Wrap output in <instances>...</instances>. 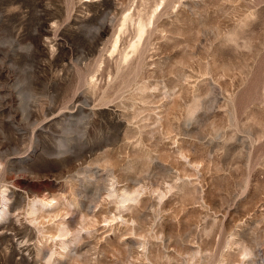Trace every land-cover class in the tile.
Segmentation results:
<instances>
[{
	"label": "rangeland",
	"instance_id": "374dc122",
	"mask_svg": "<svg viewBox=\"0 0 264 264\" xmlns=\"http://www.w3.org/2000/svg\"><path fill=\"white\" fill-rule=\"evenodd\" d=\"M0 264H264V0H0Z\"/></svg>",
	"mask_w": 264,
	"mask_h": 264
},
{
	"label": "bare ground",
	"instance_id": "6f19581e",
	"mask_svg": "<svg viewBox=\"0 0 264 264\" xmlns=\"http://www.w3.org/2000/svg\"><path fill=\"white\" fill-rule=\"evenodd\" d=\"M142 27L139 26L138 28V39L140 38L141 34H142ZM120 195V194H119ZM135 200H138L137 199V196H131V195H127L126 194H122L120 199L118 200V202L124 207L126 205L127 202H131V201H135ZM120 206V205H119Z\"/></svg>",
	"mask_w": 264,
	"mask_h": 264
}]
</instances>
